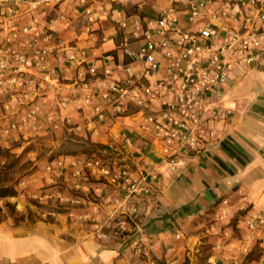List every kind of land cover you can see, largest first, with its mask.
I'll return each instance as SVG.
<instances>
[{
    "label": "crops",
    "instance_id": "1",
    "mask_svg": "<svg viewBox=\"0 0 264 264\" xmlns=\"http://www.w3.org/2000/svg\"><path fill=\"white\" fill-rule=\"evenodd\" d=\"M85 1L49 0L48 17L42 22L64 42L69 41L83 49V63L76 65L67 60L65 50L58 49L51 58V67L52 75L59 83H48L44 89H39L40 95L33 100L30 95V101L17 104L14 109L0 107V125H6L11 119H25L17 134L26 139L25 144L33 140L27 135H51L44 138L42 144L47 147L42 150L55 154L36 158L37 167L21 178L23 184L14 185L16 189L23 187L27 196L44 188L68 196L89 194L91 201L72 205L75 214L103 217L111 203L100 201L99 191L113 193V186L104 187L103 181L91 173L72 177L69 167L47 172L45 165L60 155H98L96 152L67 151L63 146L75 145L71 140L89 142L97 147L96 151L103 158L113 162L127 159L146 168H151L159 156L153 145L137 135L130 133V144L123 140L121 133L127 132L124 128L126 119L99 121L97 115L90 112V107L78 108L70 98L62 104L61 99L69 97L73 90L83 94L82 89L69 84L76 73L94 66L97 76H101L105 65H113L123 57L119 47L122 32L135 30L136 20L156 16L160 9L170 5V0ZM86 6L89 13L83 10ZM27 7L25 2L0 0V25L1 22L25 25L31 15H41L44 3L39 0L35 8L25 10ZM121 21L125 26H120ZM3 33L0 29V35ZM95 77H90L94 85ZM25 88L33 94L32 86ZM226 89L231 97L229 102L235 108L219 122L223 128L221 136L207 144L184 168L174 173L157 172L151 197L138 204L137 221L155 261L186 264L184 260L188 256V264H197L196 252L204 250L207 259L209 256L221 259V252L213 245L224 238L213 233L210 226L215 223L216 229L229 230L234 216L240 212L248 208L264 211V53L242 72L235 70ZM6 96L0 94V106H4ZM34 102L39 103L40 108L35 116L28 117V109ZM64 118H69L70 122H64ZM15 135L14 132L11 137H5L0 131V145H8L6 139L17 138ZM4 198L18 210L26 209V204L37 210L32 202L24 199V194ZM93 203L99 205L97 211ZM41 207L45 208L43 204ZM62 208L58 213L45 215L43 212L34 220L18 222L1 214L5 209L0 208V264H148L130 244V231L100 238L91 231L89 221L69 217L64 206ZM217 215L222 218L214 222ZM226 250L234 252L233 249Z\"/></svg>",
    "mask_w": 264,
    "mask_h": 264
},
{
    "label": "built area",
    "instance_id": "2",
    "mask_svg": "<svg viewBox=\"0 0 264 264\" xmlns=\"http://www.w3.org/2000/svg\"><path fill=\"white\" fill-rule=\"evenodd\" d=\"M16 2L28 3L25 10H30L39 0ZM43 3L41 15H31L25 25L1 22L0 94L7 95L6 110L30 101V95L33 100L48 83H59L51 67V58L58 49L65 50L64 58L76 65L85 60L83 49L64 42L42 23L47 20L50 6L49 0ZM83 10L90 12L87 6ZM120 26L125 22L121 21ZM119 47L123 57L113 65H105L101 76H97L94 66L79 70L69 84L82 89L83 94L73 90L61 103L70 98L78 108L90 107L99 121L126 119L123 140L130 144V133L139 136L153 145L158 160L146 168L127 159L113 162L98 155L69 154L45 165L47 172L69 167L72 177L91 173L103 181L104 187L113 186V193L99 191L100 201L111 203L103 217L75 214L72 205L91 201L89 194L68 196L44 188L31 197L46 204L45 214L61 212L64 206L69 217L86 219L100 238L130 231V244L148 264H172L151 257L137 221L138 204L151 197L157 172L174 173L184 168L223 133L219 122L233 108L226 89L233 72H242L264 53V0H170V5L156 16L136 20L135 30L123 31ZM94 76L95 85L91 79ZM27 85L33 87V94L27 91ZM39 108V103H32L27 116H35ZM24 120L11 119L1 127V134L9 137L15 132L17 136ZM63 121L69 123L70 119ZM16 190V195L24 194L23 187ZM93 205L97 211L99 205ZM221 218L217 215L214 222ZM210 229L224 239L213 245L222 258L209 256L208 264H264V211L248 208L238 214L234 228L216 229L213 223Z\"/></svg>",
    "mask_w": 264,
    "mask_h": 264
},
{
    "label": "rangeland",
    "instance_id": "3",
    "mask_svg": "<svg viewBox=\"0 0 264 264\" xmlns=\"http://www.w3.org/2000/svg\"><path fill=\"white\" fill-rule=\"evenodd\" d=\"M230 98L231 97L228 94V100H230ZM232 106H233L232 109H234L235 105ZM0 107L5 110L2 104ZM50 136H51L50 134L49 135L43 134L36 136L27 135L29 139L33 138V140L29 141V139H27V141L29 142H27L26 144L24 143L26 139L22 136H17V138L12 137V140H10V138L6 139L8 141L7 142L8 145H0V186L17 185L18 181L21 180V178L32 172L37 167V164L34 163V160H36V158H39L41 156H46V157L53 156L55 154L54 152L49 153L47 151L42 150V148L47 147L46 145L42 144L43 142H45L44 138ZM71 142H73L75 145L63 146L69 152H76V153L80 151L85 153L96 152L98 156L102 157L101 153L99 151H96L97 147L90 144L89 142H88L89 144L86 142H76L73 140H71ZM24 199L27 200L28 202H32L37 207V210L36 208H34V206H29L28 204H26V209L22 208L18 210L7 199H5L4 197H0V208L4 207L5 209V212H1V214L9 215L13 218L15 222H18L19 220H23V219L34 220L35 218L41 216V213L45 211V208L41 207L42 204L36 202V200L33 197L27 196L26 192L24 193ZM43 207H46V204H43ZM237 216L238 215L234 216L233 221L231 223V226L233 228ZM196 253H198V257L196 259L197 264H208L206 250L201 252L198 251ZM184 261H186V264H188L190 261L189 257L185 256Z\"/></svg>",
    "mask_w": 264,
    "mask_h": 264
},
{
    "label": "trees",
    "instance_id": "4",
    "mask_svg": "<svg viewBox=\"0 0 264 264\" xmlns=\"http://www.w3.org/2000/svg\"><path fill=\"white\" fill-rule=\"evenodd\" d=\"M17 190L14 185L0 186V197L16 195Z\"/></svg>",
    "mask_w": 264,
    "mask_h": 264
}]
</instances>
